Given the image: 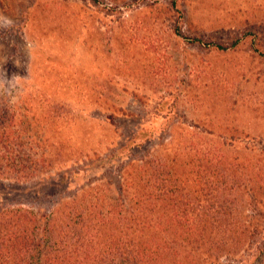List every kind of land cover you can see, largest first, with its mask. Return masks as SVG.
<instances>
[{
  "label": "rangeland",
  "instance_id": "obj_1",
  "mask_svg": "<svg viewBox=\"0 0 264 264\" xmlns=\"http://www.w3.org/2000/svg\"><path fill=\"white\" fill-rule=\"evenodd\" d=\"M0 107L56 167L0 179V210L47 213L128 160L219 151L245 162L228 212L254 235L212 264H264V0H0Z\"/></svg>",
  "mask_w": 264,
  "mask_h": 264
},
{
  "label": "trees",
  "instance_id": "obj_2",
  "mask_svg": "<svg viewBox=\"0 0 264 264\" xmlns=\"http://www.w3.org/2000/svg\"><path fill=\"white\" fill-rule=\"evenodd\" d=\"M15 115L0 107V179L24 183L56 167L43 143L23 141L27 132ZM189 151L176 148L169 161L128 160L117 185H94L93 193L64 199L47 213L20 205L1 209L0 264H182L187 258L185 264H212L217 251L239 248L254 235L251 221L228 212L250 192L240 171L245 162L225 165L219 151ZM186 250L192 256H183Z\"/></svg>",
  "mask_w": 264,
  "mask_h": 264
}]
</instances>
